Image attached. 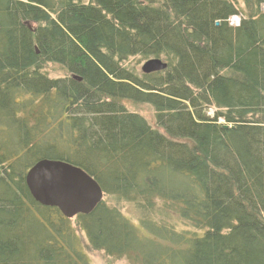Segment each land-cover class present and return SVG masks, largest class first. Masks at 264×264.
<instances>
[{
  "label": "trees",
  "instance_id": "obj_1",
  "mask_svg": "<svg viewBox=\"0 0 264 264\" xmlns=\"http://www.w3.org/2000/svg\"><path fill=\"white\" fill-rule=\"evenodd\" d=\"M251 2L231 27L238 0H0V264H89L70 220L26 188L40 160L163 219L136 226L101 202L75 218L92 250L264 264V0ZM157 58L161 73L126 66ZM122 101L150 105L163 134Z\"/></svg>",
  "mask_w": 264,
  "mask_h": 264
},
{
  "label": "water",
  "instance_id": "obj_2",
  "mask_svg": "<svg viewBox=\"0 0 264 264\" xmlns=\"http://www.w3.org/2000/svg\"><path fill=\"white\" fill-rule=\"evenodd\" d=\"M159 59L143 63L144 75L165 70ZM74 80L79 81L78 78ZM226 128V127H224ZM32 199L42 207L56 208L66 219L88 215L99 204L102 192L97 183L77 167L59 161L40 160L25 175Z\"/></svg>",
  "mask_w": 264,
  "mask_h": 264
},
{
  "label": "rangeland",
  "instance_id": "obj_3",
  "mask_svg": "<svg viewBox=\"0 0 264 264\" xmlns=\"http://www.w3.org/2000/svg\"><path fill=\"white\" fill-rule=\"evenodd\" d=\"M237 9L239 15L232 16L228 19V24L231 27H236L241 19L251 18L254 14L255 7L253 6L251 0H238ZM260 10L261 12H264V6H261ZM127 62H126L127 68L133 71L135 70L137 77H140L141 76L140 67L144 61H139V59H133ZM43 69L47 77H49L50 79H63L69 76L68 73L61 66L56 64L47 63L43 66ZM77 82H80V80ZM121 104L127 112L140 116L146 121V123L152 129L156 131L158 130L163 134L162 130L158 129L155 126L154 112L150 105L143 103H132L128 101H122ZM213 114H214V110L209 109L207 116L212 117ZM102 202H104L106 206L113 207L119 212H121L132 224L136 226H141L139 224L140 221L157 222L159 220H163L159 216L155 217L156 213L154 211L145 210L143 206L135 205L134 203L131 202H124L116 199L115 197L105 196ZM157 205L160 206V204L158 203L154 204V206ZM166 222L172 223V222H177V220L175 219L174 216H172L170 219H166L165 223ZM70 225L74 230L75 235L80 240L81 247L83 248V251L86 254L89 264H129L126 259L123 258L116 259V258L108 257L101 251L92 250L89 247L88 243L86 242L83 233L80 231L79 227L77 226L75 219L70 220ZM144 233L146 234L145 231Z\"/></svg>",
  "mask_w": 264,
  "mask_h": 264
}]
</instances>
